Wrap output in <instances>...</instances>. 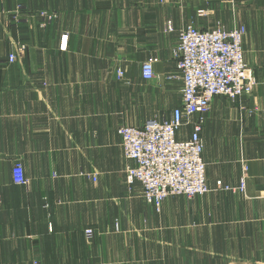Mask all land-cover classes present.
Returning <instances> with one entry per match:
<instances>
[{
	"label": "crops",
	"instance_id": "1",
	"mask_svg": "<svg viewBox=\"0 0 264 264\" xmlns=\"http://www.w3.org/2000/svg\"><path fill=\"white\" fill-rule=\"evenodd\" d=\"M41 11L55 15L46 26ZM190 24L245 25L256 84L207 113L212 191L157 211L127 181L119 128L181 104L174 47ZM16 162L28 185L15 183ZM246 167L244 191L216 189L239 187ZM36 263L264 264V0H0V264Z\"/></svg>",
	"mask_w": 264,
	"mask_h": 264
},
{
	"label": "built area",
	"instance_id": "2",
	"mask_svg": "<svg viewBox=\"0 0 264 264\" xmlns=\"http://www.w3.org/2000/svg\"><path fill=\"white\" fill-rule=\"evenodd\" d=\"M203 10L199 11L202 15ZM43 24L54 19L53 13L41 11ZM168 32L174 31L173 21L166 24ZM247 27L237 24L227 29L217 26L203 29L188 25L179 32L178 43L174 47L177 59V74L182 80V101L173 111L161 118H151L142 126L122 125L124 154L133 165L126 167L129 184L138 181L143 187V198L160 211L166 198L184 195L189 199L212 191L207 178V164L204 160V140L202 132L212 101L223 96L236 102L252 93L256 84L249 74L245 61L244 38ZM26 46L18 53L8 56L10 62L24 55ZM156 56H151L142 64V77H155ZM124 69L118 70V78L124 76ZM191 125L189 138L180 139L184 126ZM15 183L28 185L23 164L16 162L13 169ZM247 170L239 187H231L218 180V190L246 189ZM96 180V178H94Z\"/></svg>",
	"mask_w": 264,
	"mask_h": 264
},
{
	"label": "rangeland",
	"instance_id": "3",
	"mask_svg": "<svg viewBox=\"0 0 264 264\" xmlns=\"http://www.w3.org/2000/svg\"><path fill=\"white\" fill-rule=\"evenodd\" d=\"M51 21H52V20H51ZM51 21H50V22H51ZM46 23H49V22H46ZM46 23L43 24V20H42V25H43V26H46V25H47ZM22 45H24V44H19L18 47L15 48L14 53L17 54L19 48H20ZM25 51H26V49H25ZM24 53H25V52H24ZM10 54H11V53H10ZM20 56H21V55H19L18 57H20ZM119 69H123V67H118V68H117V71H116L117 77H119V76H118V70H119ZM124 75H125V73H124ZM165 115H166V114H164V115H162V114H161V115H154V116L151 117V118H154V117L161 118V117H163V116H165ZM151 118H150V119H151ZM122 125H130V124H122ZM122 125H121V126H122ZM121 126H120V127H121ZM133 126H136V125H133ZM13 169H14V167H13ZM13 171H14V170H13ZM26 178H27V177H26ZM27 179H28V178H27ZM28 180H29V179H28ZM36 264H38V263H36Z\"/></svg>",
	"mask_w": 264,
	"mask_h": 264
}]
</instances>
